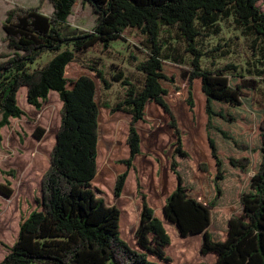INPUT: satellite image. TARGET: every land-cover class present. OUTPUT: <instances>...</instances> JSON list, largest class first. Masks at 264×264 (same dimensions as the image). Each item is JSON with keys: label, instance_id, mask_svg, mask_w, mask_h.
I'll use <instances>...</instances> for the list:
<instances>
[{"label": "trees", "instance_id": "1", "mask_svg": "<svg viewBox=\"0 0 264 264\" xmlns=\"http://www.w3.org/2000/svg\"><path fill=\"white\" fill-rule=\"evenodd\" d=\"M48 1L51 15L17 4L3 23L0 145L31 113L59 109L34 171L0 168V264H264V70L205 68L199 47L232 19L264 58L261 0H83L91 31L68 21L76 0ZM164 28L190 59L163 44ZM132 30L142 83L78 59ZM112 82L126 89L110 105Z\"/></svg>", "mask_w": 264, "mask_h": 264}, {"label": "rangeland", "instance_id": "2", "mask_svg": "<svg viewBox=\"0 0 264 264\" xmlns=\"http://www.w3.org/2000/svg\"><path fill=\"white\" fill-rule=\"evenodd\" d=\"M17 4L27 7H40L41 11L46 15H51L53 12V6L48 0H0V53L10 51L3 40L5 37L3 23L7 12ZM258 6L261 10H264V0L259 1ZM96 19L97 14L89 3H85L83 0H76L73 13L69 16L68 21L73 28L91 31L96 25ZM128 34L130 38L127 40H114L108 49H105L101 44H96L86 52L77 54V57L84 63L96 62L109 81H111L113 75L121 70L132 83H142L144 74L137 69V64L146 55L141 53L137 47H142L140 41L144 37L141 33L134 30L128 31ZM201 40L199 47L203 52L208 53V55L202 57V65L205 68L222 67L228 63H233L242 69L243 72L253 73L256 76L258 75L257 71L264 70V58L260 52L259 45L253 48L252 42L234 27L232 19L221 23V31L218 35L204 37ZM161 41L171 49L176 50V52L183 54L186 59L191 58L190 53L185 50L184 43L178 38L175 29L164 28ZM219 44L222 47L217 51H212ZM226 51L227 53H225ZM54 55V52H45L31 65V68L40 67ZM114 66L117 68H114ZM259 79H261V87L264 88V78L259 77ZM125 89L126 86L121 83L112 82L110 89H102L101 101L112 105L124 96ZM58 107L59 105L56 102L50 106L46 104L41 111L31 113L30 120L25 118L19 122L17 127L19 134L15 139L6 140L5 145H0V168L16 166L19 176L25 171L27 175L32 172L37 162V154L41 152L43 145H47L49 132L54 134L57 129ZM38 125L48 130V136L42 142L28 138V133H32ZM8 149H11V155L4 153ZM189 244L193 247V251L191 250L192 256L196 252L198 253L197 240L191 239Z\"/></svg>", "mask_w": 264, "mask_h": 264}]
</instances>
